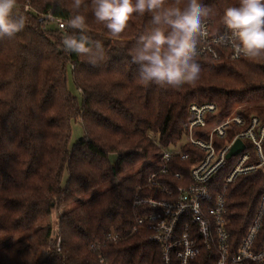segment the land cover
<instances>
[{"label": "trees", "instance_id": "16d2710c", "mask_svg": "<svg viewBox=\"0 0 264 264\" xmlns=\"http://www.w3.org/2000/svg\"><path fill=\"white\" fill-rule=\"evenodd\" d=\"M201 3L209 9L201 27L209 22L220 32L224 10L239 6L240 0ZM71 4L18 0L14 11L27 18L26 26L13 38L0 39V264H99L100 257L109 264H164L160 247L149 240V228L132 232L141 213L133 208V198L139 190L141 196L160 197L145 186L164 167L167 174L159 180L165 186L177 190L189 184L190 162L175 156L162 164L157 158L160 147L168 149L185 138L191 105L215 104L220 116L247 105L241 115L264 120V58H197L201 72L195 83L179 89L144 85L132 55L144 42L141 37L157 27L154 13L133 14L124 32L114 37L96 21L92 0H83L78 13ZM186 4L165 0L164 7L183 9ZM26 6L34 11L24 12ZM73 14L85 16L90 55H103L96 66L89 56L64 50L66 36L81 35L67 27ZM47 15L55 22L44 27L40 19ZM59 22L66 24L65 30L58 28ZM160 27L171 31L170 26ZM70 77L82 105L69 91ZM77 122L84 138L70 147ZM232 138L229 134L222 143ZM182 152L193 150L186 146ZM112 156L117 162H111ZM224 177L223 171L213 181L218 190ZM263 193L262 170L229 186L226 217L234 242L243 237ZM60 209L65 210L60 215L61 250L42 258L52 230L50 217ZM108 234L121 240L106 242ZM98 243L105 246L95 252L92 246ZM192 264L214 261L204 253Z\"/></svg>", "mask_w": 264, "mask_h": 264}, {"label": "built area", "instance_id": "2783aa9c", "mask_svg": "<svg viewBox=\"0 0 264 264\" xmlns=\"http://www.w3.org/2000/svg\"><path fill=\"white\" fill-rule=\"evenodd\" d=\"M23 11L29 12L26 6ZM41 23L55 22L52 15L40 19ZM60 30L66 24H57ZM202 33L196 39L197 58L208 57L214 61L225 57L231 61L237 57L232 44V34L223 24L221 31L213 29L210 23L202 25ZM222 38V39H221ZM191 119L185 134V141L168 149L160 147L158 162L167 164L175 156L191 164L190 182L173 190L159 180L167 174L164 167L152 174L145 186L156 190L160 197L141 196L139 190L133 198V208L137 214L133 233L147 226L151 232L150 242L160 247L164 264H192L204 253L213 258L214 264H264V193L261 195L257 211L243 237L234 242L231 223L227 219V190L239 177L264 172V120L256 115L248 118L240 113L219 115L215 104H193L189 108ZM233 134L230 141H225ZM240 140L244 149L235 157L227 158L231 148ZM160 146L159 144H157ZM189 146L193 152L183 153ZM235 159L229 168L228 163ZM225 172L223 188L218 190L213 184L216 177ZM181 179L180 174H175ZM119 235L108 234L106 242L117 243ZM61 237L59 227L51 230L46 247L47 256L53 250L60 252ZM105 244H94L92 249L100 252ZM99 264H109L100 257Z\"/></svg>", "mask_w": 264, "mask_h": 264}, {"label": "clouds", "instance_id": "9594fccd", "mask_svg": "<svg viewBox=\"0 0 264 264\" xmlns=\"http://www.w3.org/2000/svg\"><path fill=\"white\" fill-rule=\"evenodd\" d=\"M18 0H0V39H11L21 32L27 22L14 10ZM83 0H72L71 6L78 13ZM93 15L104 24L112 36H118L128 26L133 14L154 13V27L132 55V62L139 65V80L144 85L179 89L195 83L201 68L197 62L196 36L202 33L201 18L209 9L201 0H187L186 6L164 7L165 0H92ZM223 23L232 34V44L237 57L264 58V0H240L239 6L227 7ZM160 25L170 26L167 32ZM67 27L79 30L81 35L66 36L64 50L68 53L89 56V63L96 66L103 55H90L92 49L86 31L85 16L73 14ZM222 39V38H221ZM96 47L102 46L97 42Z\"/></svg>", "mask_w": 264, "mask_h": 264}, {"label": "rangeland", "instance_id": "374dc122", "mask_svg": "<svg viewBox=\"0 0 264 264\" xmlns=\"http://www.w3.org/2000/svg\"><path fill=\"white\" fill-rule=\"evenodd\" d=\"M25 8V7H24ZM30 11H34L30 8ZM25 12V11H24ZM50 22H46V23H41L44 27H49ZM69 91L76 97L78 103L80 105L83 104V97L81 95V93L78 91V89L76 88L72 77L69 78ZM246 108H248L247 105H236L234 106V108L232 109L231 113L232 114H237V113H241L246 111ZM152 139L155 141L156 144H158V140L157 138H154V135H151ZM84 138V130H83V126L80 122L74 123L72 125V135H71V140H70V147L74 146L75 144L79 143L82 139ZM185 139H183L182 141H180L179 143L176 144L175 146V150L178 149L179 144H181V142H184ZM117 157L116 156H112L111 157V162L115 163L117 162ZM235 163V159L232 160L231 162L228 163V168ZM148 164V162L145 163H140L139 165H137V167L135 168L134 171H138L139 169H141L144 165ZM132 171V172H134ZM130 172V173H132ZM129 174V173H128ZM126 174V175H128ZM125 175V176H126ZM123 176V177H125ZM120 179V178H119ZM118 179V181H119ZM97 192H94L93 194H91L89 197H92L93 195H95ZM64 209H60V210H54L52 212V215L50 217V221H51V226L52 229L55 228L56 226L60 227L61 221H60V215L64 212ZM40 256L42 258H45L47 256L46 254V249L41 250L40 252Z\"/></svg>", "mask_w": 264, "mask_h": 264}, {"label": "water", "instance_id": "95a60500", "mask_svg": "<svg viewBox=\"0 0 264 264\" xmlns=\"http://www.w3.org/2000/svg\"><path fill=\"white\" fill-rule=\"evenodd\" d=\"M244 149V145L240 140H238L234 146L231 148L227 158L230 159L232 157H235L239 152H241Z\"/></svg>", "mask_w": 264, "mask_h": 264}]
</instances>
